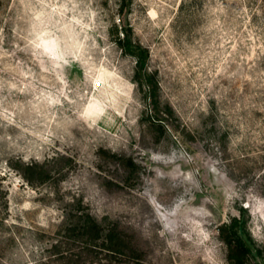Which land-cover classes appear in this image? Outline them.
I'll list each match as a JSON object with an SVG mask.
<instances>
[{
	"label": "rangeland",
	"instance_id": "1",
	"mask_svg": "<svg viewBox=\"0 0 264 264\" xmlns=\"http://www.w3.org/2000/svg\"><path fill=\"white\" fill-rule=\"evenodd\" d=\"M4 199L0 264H39L82 207L149 264H229L243 207L264 264V0H0Z\"/></svg>",
	"mask_w": 264,
	"mask_h": 264
},
{
	"label": "trees",
	"instance_id": "2",
	"mask_svg": "<svg viewBox=\"0 0 264 264\" xmlns=\"http://www.w3.org/2000/svg\"><path fill=\"white\" fill-rule=\"evenodd\" d=\"M125 52L137 57V81L149 84L147 73H143L148 50L140 43H133L129 34L118 39ZM144 81V82H143ZM22 176L31 184L45 182L50 170L37 161L24 163ZM8 205L0 202V222H5ZM246 209L219 227L221 239L227 245L229 264H251L250 257L257 252L255 242L247 228ZM48 247L49 254L39 264H149L145 250L135 235L115 220L100 221L89 210L82 207L69 217L63 229Z\"/></svg>",
	"mask_w": 264,
	"mask_h": 264
}]
</instances>
